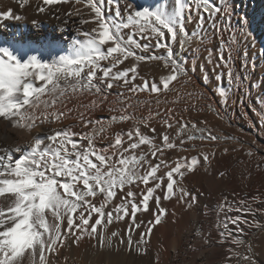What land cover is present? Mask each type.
Listing matches in <instances>:
<instances>
[{
    "label": "snow or ice",
    "instance_id": "1",
    "mask_svg": "<svg viewBox=\"0 0 264 264\" xmlns=\"http://www.w3.org/2000/svg\"><path fill=\"white\" fill-rule=\"evenodd\" d=\"M28 2L21 0L20 6L24 7ZM61 2L63 0H43L44 5ZM118 2L76 0L90 13V19L82 20V23H91L93 27L82 33L83 38H73L68 50L50 61L42 60L38 55L21 59L10 48L0 47V119L13 128L31 133L43 125L60 122L65 112L59 111L57 105L70 96L85 93L100 96L105 89L114 87L159 95L170 91L172 83L181 76L187 77L186 83H191L189 72L196 71V64L187 66L186 61L176 56L172 44L178 42L180 48L185 49L194 37H199L196 30L189 34L186 24L195 22L203 31L206 20L212 22L214 35L219 38V66L226 69L229 84L239 86L241 78L233 72L234 53L239 52L236 34L233 32L224 39L228 28L223 25L231 20V9L226 0H219V4L217 0H172L171 4L162 0L154 8L139 9L125 0L129 11L126 19H119L122 14ZM106 3L117 5L115 17L105 15ZM39 11L44 12L45 8L40 7ZM76 14H80L79 10ZM3 17L21 19L20 16L12 17L11 12L3 13ZM241 20L246 22V17ZM137 35L144 43L136 39ZM152 47L164 49L165 55L136 53V49L147 51ZM261 55L264 56V49ZM246 57L245 51L241 58L245 70ZM130 58L134 62L121 68ZM151 60L162 61L167 74L161 75L159 81L149 83L140 77L138 69L140 62ZM138 77L142 81L140 84L135 83ZM218 93L222 102L227 103V91L220 88ZM96 106V100L80 105L85 110L78 112V121L85 129L83 133L73 132L72 126H67L50 128L45 138L34 136L23 144L5 146L0 141V264H53L54 257H59L62 250L79 245L85 238L95 241L92 246L102 250L115 247L119 252L124 248L145 255L155 227L168 214L162 202L176 197L187 208L198 202L196 195L178 186V179L193 172L197 166L208 165L211 159L208 153L169 164L164 158L165 150L178 147L167 134L172 124L166 119L161 125L165 131L157 133L156 127L150 124L151 112L142 120L144 127L155 136L144 134L135 127L126 133H116L108 147L99 148L97 141L106 132L104 122L85 116ZM109 111L119 112L111 117L109 126L111 122L132 118L126 109L113 107ZM171 111L167 110L169 114ZM258 115L264 122V113ZM186 127L181 126L177 138ZM192 128L201 135L190 134L188 141L218 139L211 130L198 128L195 124ZM158 138L162 141L159 145L156 143ZM185 142L180 138V145ZM142 145L147 150L142 149ZM15 154H19L18 158ZM162 170L163 174H160ZM133 187L137 191H133ZM118 191L121 202L114 204ZM149 211L152 217L147 221L138 218V212ZM225 211L250 212L251 208L244 200L230 204L226 197L217 204L215 227L221 243L231 237L227 232L229 223L236 225L239 232L243 231L241 224L247 223L239 214L221 221L219 213ZM204 214L208 215V212L205 210ZM126 217L131 218L127 229L109 231L110 225L124 221ZM232 243L240 246L243 240L232 239ZM240 258L255 264L251 256ZM64 259L66 261L67 257Z\"/></svg>",
    "mask_w": 264,
    "mask_h": 264
},
{
    "label": "bare ground",
    "instance_id": "2",
    "mask_svg": "<svg viewBox=\"0 0 264 264\" xmlns=\"http://www.w3.org/2000/svg\"><path fill=\"white\" fill-rule=\"evenodd\" d=\"M128 2L133 3L139 9L143 7L154 8L162 0H128ZM167 2L171 4L172 0H167ZM217 3L219 4V0H217ZM226 3L231 9V15L236 11L240 18L246 17V20L250 19V22L253 23L257 17H263L261 24L264 28V0H226ZM20 4L21 0H0V47L10 48L21 59H26L30 55H38L42 60L50 61L53 57L66 52L73 38H83L82 33L90 31L93 27L91 23H82V20L90 19V13L83 3H76V0H63V2L56 5H44L43 0H29L24 7H21ZM116 6V4L108 5L106 3L104 8L105 15L115 17ZM118 6L122 14L119 19H126L129 11L126 9L125 0H119ZM40 7H44L45 11L40 12ZM77 10H79L80 14H76ZM5 12H11L12 17L20 16L21 19L4 18L3 13ZM211 23V21L206 20L203 31H200L195 22L187 23L186 27L192 31L202 32L201 34L207 41V36L210 33H214ZM209 38L211 37L209 36ZM136 39L144 43V40L139 35L136 36ZM209 48H202V54L200 53L202 57L212 53ZM217 51L219 50L217 49ZM160 52L161 48H150L147 51L136 49V53L143 56L156 55L160 54ZM133 62L134 59H130L120 67H127ZM138 71L140 77H146L149 83L159 81L161 75L167 74V70L163 68L161 61L157 63L152 61L140 62ZM140 77L136 79V84L142 82ZM221 80V77H219L214 91L216 90L219 95L218 89L224 88L230 94L231 84L226 83L227 85L223 86ZM121 90L124 91L122 94L120 93L122 92ZM139 95V92H129L127 88L121 87L115 89V93L111 94L110 97L102 96V94L93 97L90 93L70 96L57 105L59 111L65 112V116L60 122L43 125L34 129L31 133L13 128L11 124L0 119V141H3L5 146L23 144L32 140L34 136L45 138L44 135H48L50 128L58 129L67 126H72L73 132L83 133L85 129L78 121V112L85 111L80 105H88L91 100H96L98 106L92 107L90 111L85 113V116L93 121L104 122V115L113 116L119 114V112L109 111L113 107L117 109L129 108L135 118L138 116L141 107L138 103H132V98L136 100V98L140 97ZM123 97L128 98V102L124 105L120 103ZM222 105H225V103L222 102ZM164 121L151 124L156 127L157 133L165 131L161 127ZM206 123L219 127L223 125V121L214 115H210ZM181 124L183 123L181 122ZM135 127L132 122L126 123L122 127L121 132L126 133L129 129ZM168 130L167 134L171 139ZM76 139H79V137H76ZM111 140H113L111 134L107 133L101 138V141L97 142V145H99V148H106ZM159 144H161L160 141H158ZM141 148L147 150L146 146L142 145ZM193 155L196 154L193 152L179 154L177 147L165 150L164 158L169 164H174L180 159L190 160ZM18 156L19 154H15V158H18ZM220 173L221 171L215 172L213 167L206 171L205 166H197L193 172L188 173L189 191L192 195L198 197V202L191 208H187L184 203L178 202L176 197H173L170 201H163V207L167 209L168 214L163 222L155 227L145 255L138 254L135 251L128 252L124 248H121L119 252L116 251L115 247L111 250H102L98 246H92L95 241L90 242L88 238H85L79 245L62 250L59 257H54L53 264H57V261L58 264H250L249 261L240 258L243 254L251 256L248 249L243 244L240 246L234 245L232 243L233 237L221 243L215 227L218 203L222 202L225 197H232L234 194L239 200H243L242 189L234 186L233 181L224 185L223 177ZM160 174H163V170ZM255 189L256 187L252 188L254 191ZM133 191H137V189L133 187ZM247 191L249 192V190ZM120 197L121 194L118 191L113 203L119 204L121 202ZM255 198L259 199L260 197L257 196ZM205 206H207L206 209ZM205 210L208 215L204 214ZM231 214L232 216L235 215L233 212ZM137 216L140 220L147 221L152 217V212L149 211L143 214L138 212ZM219 219L221 220L220 215ZM242 220L245 219L242 218ZM130 223L131 218L126 217L124 221L114 222L110 225L109 231L127 229ZM229 249H234L235 251L232 252ZM257 251L261 254L260 260L264 263V240L262 250ZM235 252L240 255L237 256ZM64 257H67L66 261ZM255 264L258 263L255 262Z\"/></svg>",
    "mask_w": 264,
    "mask_h": 264
},
{
    "label": "rangeland",
    "instance_id": "3",
    "mask_svg": "<svg viewBox=\"0 0 264 264\" xmlns=\"http://www.w3.org/2000/svg\"><path fill=\"white\" fill-rule=\"evenodd\" d=\"M237 15L238 13L235 11L231 15V20L224 25V27L228 28V31L224 33V39L227 40L228 36L232 35L233 32L236 34L239 52L234 53L233 72L240 76L241 83L239 86L231 84L230 94H228V100L225 105H222V100H220L222 98H218L219 95L216 90L214 91L219 77L222 79L223 86L229 83L225 68L219 66V51H217V49L219 50V38L214 33H210L209 36L211 38L207 36L208 39L205 41L201 34L202 32L198 31L199 37H194L191 43L185 46V49H181L178 42L172 44L176 56L180 60L186 61L187 66L191 67L192 63L195 62L196 71L189 72L192 82L186 83L187 77L181 76L172 83L170 91L159 95L149 94L148 92L139 93V98H136V100L132 98V103H138L141 107L138 116L135 117L136 119L130 109L127 108L126 112L132 118L124 122H111L109 126L112 116L104 115L106 132L103 136L110 133L114 139L115 134L119 131L121 132L122 127L126 123L131 122L136 127H139L142 133L155 136L156 134L152 133L149 128L144 127L142 120L151 112L153 118L150 124L166 119L172 124V128L168 132L171 135V139L177 143L179 154L183 152H193L196 155L211 153V162L205 166V170L208 171L213 167L215 172H223L222 180L224 185L233 181L234 186L242 189L243 200L251 208L250 212H233L235 215L239 214L247 220V223L241 224L243 231H236L237 226L229 223L227 232L231 233V237L234 239H242L243 245L248 251L250 245L251 251L249 253L253 261L258 264H264L260 260L261 254L257 251L262 250L264 240V122H262L261 116L258 115V113H264V56L261 55V50L264 49V28L261 24L263 17H257L253 23L250 22V19L244 22ZM186 28L191 34L192 30L188 27ZM201 37L203 38L202 40ZM168 42L171 43V41ZM197 42L198 44H196ZM203 47L211 49L212 53L202 57L201 51ZM151 49L155 48L152 47ZM245 51L247 52L246 70L242 67L243 60L241 59ZM163 55H165V50L161 49L160 54L155 56ZM226 55L227 53H225ZM151 61L153 63L160 62L159 60ZM201 65H203V69H201ZM203 70L207 71L203 72ZM205 73H207V76ZM204 77H207V79ZM143 78L149 82L146 77ZM119 88L105 89L102 96L110 97L111 94L115 93V89ZM121 91L120 93L122 94L124 91ZM91 96L95 97L96 95L91 94ZM127 102L128 98L125 97L120 101L123 105ZM168 109L172 110L170 114L167 112ZM210 115L221 119L223 125L219 127L205 124ZM193 124L197 125L198 128L211 130L218 139L216 141L207 139L203 141L200 139L188 141L187 136L190 134L197 137L201 135V133L192 128ZM183 125H187V127L181 133L180 138H183L186 142L180 145V138H177V132ZM46 135L44 136L46 137ZM203 135L206 137L207 131ZM125 140H127V137H125ZM99 141L101 139L97 142ZM158 141L162 143L160 139H157V144ZM96 146L99 147V145ZM150 159L152 158L150 157ZM187 175L188 173L184 178L178 179V186L189 191ZM253 187H256L255 191L252 190ZM257 196L260 198L256 199L255 197ZM227 200L230 201L228 202L230 204H235L239 201L236 194L232 197L227 196ZM231 213L226 211L219 213L221 220L223 221L226 217L232 216Z\"/></svg>",
    "mask_w": 264,
    "mask_h": 264
}]
</instances>
